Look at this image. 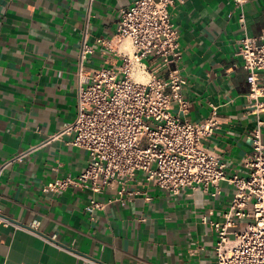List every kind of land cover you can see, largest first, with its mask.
<instances>
[{
    "label": "crops",
    "instance_id": "1",
    "mask_svg": "<svg viewBox=\"0 0 264 264\" xmlns=\"http://www.w3.org/2000/svg\"><path fill=\"white\" fill-rule=\"evenodd\" d=\"M133 1L0 0V164L30 149L0 175V214L9 222L0 225V264L213 263L216 235L202 216L210 210V220L222 219L234 192L226 181L215 195L211 185L173 195L138 173L121 201L114 200L117 184L102 193L42 191L55 176H76L88 164L87 151L61 133L76 114L82 42L85 35L91 49L82 61L86 74L118 69L116 51L131 50L129 43L110 49L97 39L110 40L120 10ZM243 8L247 34L261 41L264 0ZM169 10L183 50L185 118L200 121L218 105V125L203 144L218 152L226 176L245 175L247 133L263 121L264 143V112L247 108V70L236 54L239 10L231 0H186ZM91 198L103 207L88 210Z\"/></svg>",
    "mask_w": 264,
    "mask_h": 264
},
{
    "label": "built area",
    "instance_id": "2",
    "mask_svg": "<svg viewBox=\"0 0 264 264\" xmlns=\"http://www.w3.org/2000/svg\"><path fill=\"white\" fill-rule=\"evenodd\" d=\"M186 0H134L120 10L116 29L106 43L127 41L131 50L116 51L121 59L118 69L101 67L86 74L82 68L91 52L84 40L77 72L76 114L61 133L71 136L70 144L88 153V164L76 176H55L42 186L45 193L80 188L102 193L117 184L121 201L126 183L138 173L146 181L173 195L186 189L214 186L226 181L233 196L221 220L209 223L216 235L212 264H264V143L263 121L258 120L247 133L251 151L243 159L245 175H225V163L215 150L203 142L218 125V105L211 104L208 117L200 121L185 118L189 102L183 97L186 78L179 63L182 57L179 30L171 21L169 8ZM239 10L238 22L243 36L236 54L247 70L249 85L247 108L264 112V35L258 41L246 32L244 4L231 0ZM142 77L143 81L137 79ZM30 149L12 154L0 164V175L11 163L22 162ZM57 171V168H52ZM104 203L91 198L88 210ZM0 214V225H8Z\"/></svg>",
    "mask_w": 264,
    "mask_h": 264
},
{
    "label": "bare ground",
    "instance_id": "3",
    "mask_svg": "<svg viewBox=\"0 0 264 264\" xmlns=\"http://www.w3.org/2000/svg\"><path fill=\"white\" fill-rule=\"evenodd\" d=\"M138 80L140 81H143V78L142 77H137Z\"/></svg>",
    "mask_w": 264,
    "mask_h": 264
},
{
    "label": "water",
    "instance_id": "4",
    "mask_svg": "<svg viewBox=\"0 0 264 264\" xmlns=\"http://www.w3.org/2000/svg\"><path fill=\"white\" fill-rule=\"evenodd\" d=\"M27 228H29V229H32L31 227H27ZM46 236V235H45ZM47 237V236H46ZM47 238H49V237H47ZM50 239V238H49ZM51 240H53V239H51Z\"/></svg>",
    "mask_w": 264,
    "mask_h": 264
}]
</instances>
